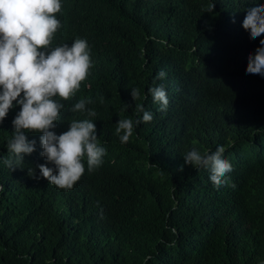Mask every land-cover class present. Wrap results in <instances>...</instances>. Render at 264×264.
<instances>
[{"label":"trees","instance_id":"trees-1","mask_svg":"<svg viewBox=\"0 0 264 264\" xmlns=\"http://www.w3.org/2000/svg\"><path fill=\"white\" fill-rule=\"evenodd\" d=\"M257 4L264 0H61L51 47L86 39L93 67L60 101L54 131L91 119L106 155L92 173L85 160L72 189H58L29 176L46 161L41 134L28 133L36 150L12 170L14 102L0 123V264H264V76L246 74L264 34L252 40L242 27ZM160 84L164 112L148 93ZM80 99L93 101L94 118L69 111ZM137 105L153 119L122 144L116 123L142 117ZM218 146L233 171L216 188L210 170L184 156Z\"/></svg>","mask_w":264,"mask_h":264},{"label":"clouds","instance_id":"clouds-1","mask_svg":"<svg viewBox=\"0 0 264 264\" xmlns=\"http://www.w3.org/2000/svg\"><path fill=\"white\" fill-rule=\"evenodd\" d=\"M61 8V0H0V123L10 109L20 106L12 120V138L6 145L7 152L15 156V161H5L9 168L15 170L26 155L36 150V140H29L28 133L41 134L40 155L46 163L36 165L39 176L34 168L28 169L29 176L42 177L58 189L70 190L85 173L84 161L87 171L94 172L103 164L106 149L100 145L91 119H73L67 131L59 135L54 131L64 108L60 101L75 96L93 67L86 39L76 38L71 46L51 47L54 35L62 27L56 16ZM213 8L214 5L208 12ZM242 27L252 40L264 34V4L246 10ZM246 74L264 76V39L255 53L249 54ZM164 77L161 71L156 79ZM148 93L159 104V111L167 110L169 100L163 84L149 88ZM131 96L137 100L139 90L131 89ZM92 102L80 99L69 111L94 118L96 111L86 107ZM100 102H104V97ZM137 112L143 113L142 117L135 121L123 118L116 123L115 133L122 144L129 142L135 126L153 119V114L140 105ZM224 151L222 146L203 154L193 149L184 156V162L197 170H210L209 178L219 188L229 183L227 174L233 171L231 163L223 158ZM179 170L183 171V166Z\"/></svg>","mask_w":264,"mask_h":264}]
</instances>
